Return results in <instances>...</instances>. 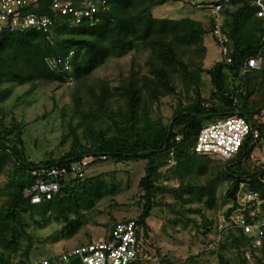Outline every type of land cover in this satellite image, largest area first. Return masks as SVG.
Wrapping results in <instances>:
<instances>
[{
    "label": "trees",
    "instance_id": "obj_1",
    "mask_svg": "<svg viewBox=\"0 0 264 264\" xmlns=\"http://www.w3.org/2000/svg\"><path fill=\"white\" fill-rule=\"evenodd\" d=\"M66 1L75 9L92 2L96 13L76 24L71 14L53 12L52 0H35L21 11L50 18L48 33L0 30V105L10 96L6 84L30 85L27 95L40 83L63 85L70 89L71 97L68 133L62 137V143L70 138V147L57 157L37 163L26 157L24 127L14 117L7 125L0 108V171L7 162L13 166L5 192L6 205L0 208V229L9 225L15 236L20 231L30 241L24 217L38 228L51 225L53 217L64 225L63 236L73 237L87 222L85 212L92 211L99 199L114 192V172L86 174L89 167L105 162H143V176L138 184L143 192L141 213L135 218L113 221L107 232L118 223L133 221L141 244L148 237L146 219L154 208L170 209V214L181 221L185 213H197L203 219L202 235L210 232L211 221L198 209L175 210L177 205L164 204L163 196L210 210L219 208L218 203H229L226 217L236 206L240 184L264 199V166L249 164L252 152L264 141V123L257 119L264 112V17L256 15L252 0H229L222 12L221 32L228 38L230 63L222 59L208 69L203 67V37L211 33L210 18L205 28L188 17L175 20L152 16L154 7L178 0ZM140 50L147 53L142 65L132 61L128 73L116 86L103 78L92 79L93 72L107 60ZM248 58L258 59L260 66L242 74ZM203 73L211 85L208 98L201 95ZM256 92L260 95L254 100ZM167 96H173L176 103L169 121L164 123L161 118L152 117V106ZM234 114L258 131V141L250 144L247 139L235 156L208 167L207 158L193 151L195 138L205 124ZM170 157L175 161L169 169L179 184L177 188L159 184L166 178L163 169ZM84 159H90V163L84 177L79 178L70 168ZM41 168H65L66 174L52 200L30 205L22 192L33 184L31 172ZM106 176L110 183L104 179ZM204 176L205 181L200 183ZM220 186L225 187L224 193L216 203ZM221 241L216 250L218 264L259 263L261 252L251 249L243 234L229 232ZM228 249H234L235 263L223 254ZM28 253L27 249L25 254ZM57 255L43 258L49 264H81L76 258L62 263ZM0 264H11L3 253Z\"/></svg>",
    "mask_w": 264,
    "mask_h": 264
},
{
    "label": "rangeland",
    "instance_id": "obj_2",
    "mask_svg": "<svg viewBox=\"0 0 264 264\" xmlns=\"http://www.w3.org/2000/svg\"><path fill=\"white\" fill-rule=\"evenodd\" d=\"M213 0H178L168 1L152 9V16L156 18L180 19L191 18L200 22L205 28L208 27L209 12L205 8L206 3ZM206 47V55L203 60V67L210 68L215 62L223 59L219 53V47L210 34L203 37ZM146 52L133 51L121 58L109 59L104 65L92 74V79H106L111 86H116L118 80L124 77L131 68V62L142 65ZM144 71V70H142ZM201 95L208 98L210 94L209 77L203 73L201 76ZM68 83L67 85H69ZM10 89V96L0 105L4 111V122L9 125L10 117H14L23 129L22 139L24 142L25 154L29 161L37 163L47 157H57L68 150L70 138L62 143V137L68 133V121L70 117L71 97L70 89L66 86L57 87L55 84H39L30 94L27 92L30 85L15 86L6 84ZM260 92L252 97L258 99ZM176 99L173 96L161 98L152 106L153 118H161L164 123L169 121ZM258 121L264 123V112L257 117ZM264 148V146H263ZM260 148L254 149L250 156L249 164L256 165L264 157ZM261 154H258L259 152ZM208 160V167L224 162L218 157H203ZM167 163L163 169L165 180L160 181L161 185H168L174 188L179 186L177 180L171 174L170 167L175 165ZM221 165V164H219ZM143 162L136 163H101L89 167L86 171L88 176L99 173L114 172V192L107 197L99 199L92 211L85 212L86 223L71 238L64 237L62 229L64 225L59 220L51 218V225L47 224L42 228L36 227L30 218L24 217L25 230L30 236V241L24 234L15 233L8 228L0 229V253L8 257L11 264H23L27 260L40 259L46 256L56 255L62 250L70 249L90 241L103 240L113 221L125 220L137 217L142 210L143 192L139 188V180L143 176ZM13 170L10 163H5L0 171V208L6 205L8 191V179ZM110 183L108 176L104 178ZM206 177L199 179L200 183ZM223 186L217 190V200L221 199L224 193ZM164 204H175V210L198 209L207 221H211L210 232L202 235L203 219L197 213H185L183 221L178 216L170 214V209L154 208L146 219L149 228L147 239L138 247L141 259L138 264H218L216 250L222 242L216 240L217 226L221 215L226 211V204H219L217 209H207L195 204H185L174 201L169 196H163ZM160 197L157 196L156 200ZM180 203V206H179ZM221 203V201H220ZM228 208V207H227ZM194 221V223L192 222ZM171 222H174L171 224ZM225 238V237H224ZM223 238V239H224ZM222 239V240H223ZM142 240V239H141ZM140 240V241H141ZM6 248L7 250H5ZM29 251L28 255L25 252ZM225 257L235 263L234 249L223 252ZM25 260V261H24ZM165 260L168 262L166 263Z\"/></svg>",
    "mask_w": 264,
    "mask_h": 264
},
{
    "label": "built area",
    "instance_id": "obj_3",
    "mask_svg": "<svg viewBox=\"0 0 264 264\" xmlns=\"http://www.w3.org/2000/svg\"><path fill=\"white\" fill-rule=\"evenodd\" d=\"M35 0H0V30L7 29L10 32L35 30L41 33L50 31L52 21L46 15L36 16L23 13L21 10L28 7ZM103 4V1H100ZM253 6L257 8L256 15L264 17V0H252ZM229 6V0L210 1L205 8L208 17L212 20L211 37L219 47V53L225 63H230L228 57V38L221 32L222 12ZM51 10L61 15L71 14L74 23H80L82 18L91 17L96 13L97 7L92 2L81 4V8H72L69 1L52 0ZM260 61L256 58H248L241 70L242 74L256 70ZM258 131L250 126L237 114L207 123L199 130L193 151L197 155L218 157L227 160L235 156L244 142L249 139L250 144L258 141ZM263 151L264 141H260ZM258 147V146H257ZM260 148V146H259ZM257 149V148H255ZM259 152V150H258ZM258 154H261L259 152ZM172 155V153L170 154ZM173 164V159H168ZM90 159H84L71 166L74 175L84 177L85 169ZM260 164L264 166V157ZM66 174L65 168H41L32 171L33 184L24 189L22 197L29 201L30 205H39L52 200L60 190V184ZM264 183V179H261ZM264 199L259 194L240 184L236 193V206L226 217L224 214L219 219L216 240H222L231 232L234 235L243 234L249 241L250 248L261 252L258 264H264ZM136 225L133 221L121 222L107 234L103 240L75 246L58 253L57 259L65 263L76 258L81 264H134L139 260L138 247L140 240L136 237ZM247 257L249 255L246 252ZM28 264H49V260L42 258L40 261Z\"/></svg>",
    "mask_w": 264,
    "mask_h": 264
},
{
    "label": "crops",
    "instance_id": "obj_4",
    "mask_svg": "<svg viewBox=\"0 0 264 264\" xmlns=\"http://www.w3.org/2000/svg\"><path fill=\"white\" fill-rule=\"evenodd\" d=\"M209 18V17H208Z\"/></svg>",
    "mask_w": 264,
    "mask_h": 264
}]
</instances>
